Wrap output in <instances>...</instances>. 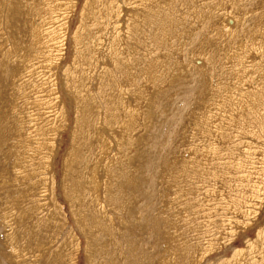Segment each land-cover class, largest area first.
Wrapping results in <instances>:
<instances>
[{"label":"rangeland","instance_id":"374dc122","mask_svg":"<svg viewBox=\"0 0 264 264\" xmlns=\"http://www.w3.org/2000/svg\"><path fill=\"white\" fill-rule=\"evenodd\" d=\"M0 264H264V0H0Z\"/></svg>","mask_w":264,"mask_h":264}]
</instances>
